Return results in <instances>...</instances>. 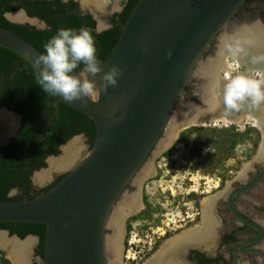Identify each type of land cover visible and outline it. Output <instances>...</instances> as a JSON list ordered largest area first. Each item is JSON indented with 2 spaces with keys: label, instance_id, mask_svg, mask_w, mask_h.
I'll return each instance as SVG.
<instances>
[{
  "label": "water",
  "instance_id": "obj_1",
  "mask_svg": "<svg viewBox=\"0 0 264 264\" xmlns=\"http://www.w3.org/2000/svg\"><path fill=\"white\" fill-rule=\"evenodd\" d=\"M245 2L139 0L123 25L114 50L101 66L102 72L95 77L99 81L103 72L118 66L123 71L117 85L109 86L97 102H68L56 97L55 112L49 123L59 113L62 102L84 112L94 121L96 137L89 153L46 192L23 201H0V222L33 223L46 227L44 257L39 264H109L107 230L118 199L131 180L140 178L138 173L153 150L157 147V152L163 151L162 136L198 66L197 79L201 85L196 87V98L187 106L190 108L188 116L193 120L189 127L200 124L202 114H209L214 103H217L220 113L216 118L205 117L206 122L215 123V119L223 122V116L230 122L229 118L235 112L225 114L222 91L214 96L210 72L205 70L206 64L201 65L200 62ZM17 14L24 18L15 19ZM6 17L15 23L39 25L38 19L22 8L8 12ZM109 27L107 24L102 29ZM246 30L260 31L258 38L263 40L262 24H252L241 31ZM0 46L16 52L32 66L43 54L21 35L3 26H0ZM215 60H210L208 65ZM251 70L254 69L244 67V71ZM220 79L223 85L224 77ZM248 110L259 115L261 108L251 109L245 105L239 112L242 114ZM3 111L8 112L7 109ZM78 137L63 145L60 155L49 158V166L42 171H50L48 178L54 172L67 168L52 169L51 161L62 158L67 146L76 142ZM256 162L264 163L260 153L250 165ZM245 169L241 177L246 174ZM263 178L264 168L229 198L236 218L260 232L247 243L261 241L264 230L238 211L235 197L250 190ZM222 195L223 192H219L208 200L215 202Z\"/></svg>",
  "mask_w": 264,
  "mask_h": 264
},
{
  "label": "rangeland",
  "instance_id": "obj_2",
  "mask_svg": "<svg viewBox=\"0 0 264 264\" xmlns=\"http://www.w3.org/2000/svg\"><path fill=\"white\" fill-rule=\"evenodd\" d=\"M89 6L96 13L101 12L98 16V27L101 29L107 27L106 15L119 8L107 4H89ZM256 23L264 26L262 0H256L254 4L244 6L236 14L229 26L219 34L205 52L200 62L201 65H207L210 60L215 59L218 62L222 57L219 53L223 39L227 36L236 37L240 33L243 34L242 28ZM222 59L225 61L226 57ZM228 60L231 64H237L233 56H230ZM199 67L190 82L194 91L201 85V81L197 79ZM195 98L184 93L167 129L178 118L182 108L188 106ZM167 129L161 141L166 140ZM83 142L85 139L81 136L74 142L73 146L77 147L76 149L78 146L81 147V152L78 154L76 150L75 155L77 156L73 163L67 168L62 167L64 168L62 171H56L55 178L67 172V169L73 168L89 153L90 146L88 144L84 146ZM263 143V133L251 123L245 127L238 124L224 126L222 123L219 125L208 123L206 126L199 125L181 129L177 138L160 153L157 152L156 147L138 173L141 176L147 166L154 169V173L143 179L144 184H141L139 188L144 197V207L130 214L123 221V248H125V255L131 258H123V252H121L120 259L116 263L110 259L109 255L108 263L146 264L150 259L146 258L149 248L153 247L154 253L159 252L172 238L203 224L204 201L212 195L223 192L237 178H243L241 172L245 168L247 171L250 169L249 172H251L257 165L262 164L263 162H256L250 165L259 156ZM167 152L170 154L167 155ZM47 179H49L48 176L42 181ZM123 195L126 196L127 191ZM120 208L125 209V212L129 211L124 197L117 202L113 215ZM113 215L109 220L108 240L109 237L115 235L111 225ZM10 264L14 263L10 262Z\"/></svg>",
  "mask_w": 264,
  "mask_h": 264
},
{
  "label": "trees",
  "instance_id": "obj_3",
  "mask_svg": "<svg viewBox=\"0 0 264 264\" xmlns=\"http://www.w3.org/2000/svg\"><path fill=\"white\" fill-rule=\"evenodd\" d=\"M138 1L130 0L123 11L112 19L111 28L96 32L94 31L96 21L90 15L82 19L78 17L74 12L73 3L67 4L62 0H0V26L18 33L43 53L44 45L58 29L87 28L94 37L97 59L102 66L114 50L122 27ZM253 1L246 0L245 4L250 5ZM262 1L264 3V0ZM20 8L25 9L32 17L44 19L48 28L40 29L29 23H15L6 17V13ZM82 67L81 64L75 72H79ZM35 71V67L16 52L0 46V106H6L24 115L23 126L17 137L5 152L0 151V201L33 199L51 189L65 175L59 177L44 191L37 192L28 199L8 196V192L16 185L29 186L30 174L36 169L45 167V158L51 154H59V146L72 136L84 133L90 138L91 145L96 137L94 121L84 112L63 102L60 104L59 113L49 123V118L55 112L54 101L58 96L50 95L41 89L36 83ZM193 89V85L189 84L185 93L192 94ZM43 132L44 136H42ZM169 154L170 152H167V155ZM0 223L10 225L12 222ZM16 223H19L21 228L30 227L38 232L42 238L41 247L44 245L46 233L44 225ZM2 264H10V262L4 259Z\"/></svg>",
  "mask_w": 264,
  "mask_h": 264
},
{
  "label": "flooded vegetation",
  "instance_id": "obj_4",
  "mask_svg": "<svg viewBox=\"0 0 264 264\" xmlns=\"http://www.w3.org/2000/svg\"><path fill=\"white\" fill-rule=\"evenodd\" d=\"M64 2V0H62ZM102 1V2H101ZM100 4H107L109 6H118V9H114L109 15H106L105 20L107 24L110 25L109 28L112 27V19L115 18L116 14L123 11V9L127 6L130 0H101ZM256 0H254L250 5L254 4ZM73 3L75 8V14L81 19L90 15V17L96 21V26L94 31L101 32L106 29H101L98 27V16L100 13H96V11L91 10L89 3L84 0H67V4ZM95 4V3H93ZM245 6H249L244 4ZM243 5V7H244ZM7 14V13H6ZM5 14V15H6ZM100 14V15H99ZM39 21V25L35 24L34 26L40 29L48 28V24L44 19L36 17ZM44 24V26H40ZM32 25V24H31ZM107 28V29H109ZM191 96H195V92L193 89L192 94H188ZM3 109L8 110V114L13 115L16 118V125L14 127H9L5 129L2 125H0V151L5 152L9 146L13 143L15 137H17L19 131L23 126L24 115L19 111L14 109H9L6 106H0V112H4ZM10 112V113H9ZM7 113V112H6ZM44 136V132L42 133ZM81 136L85 139L83 142L84 146L88 144L90 149L92 147L90 138L84 134L80 133L72 136L65 143H62L59 146V154H51L45 158L46 166L43 168H39L34 170L29 176L30 185L27 187H22L19 185L14 186L9 192V197H20L23 199H28L33 196L37 192H42L47 189L50 185H52L59 177L66 175L70 170L67 169V172L62 173L57 178L53 176L49 177V179L42 181L37 177L38 175L47 168L48 160L52 156H58L62 153V146L67 144L73 138ZM83 147V146H82ZM79 152H81V147H79ZM1 153V152H0ZM79 154V153H78ZM71 163L67 165L70 166ZM264 168V163L257 165L251 172L250 169L247 171V175H244L243 178H237L233 183H231L228 188L223 191V195L217 199L212 208V216L214 217V234L212 240L208 243V245L201 244H189L185 246L179 252L177 258H179L180 264H264V236L261 241L247 243L249 240L257 237L260 232L255 228L249 226L246 223L241 222L236 216L233 214L230 207V195L235 190L243 187L248 182H250L254 176L259 173ZM252 169V168H251ZM47 172V171H46ZM49 174V172H47ZM141 184H144L139 181V179H133L126 186L120 198H125V204L131 200L133 195L138 196L140 201L144 206V197L141 195L139 188ZM127 191V195L123 194ZM119 198V199H120ZM118 199V201H119ZM235 206L238 211L249 218L250 220L256 222L259 226H261L264 230V178L261 179L257 184H255L250 190L240 193L235 197ZM214 210V211H213ZM203 213V209H202ZM4 236L6 240L12 242L13 240L24 242L25 240L32 238L33 245L28 250L26 254L29 263L28 264H39V260L44 257V245L41 247L42 238L38 232L33 230L30 227L21 228L19 223H11L10 225H2L0 223V236ZM14 242V241H13ZM44 243V241H43ZM245 244V247L242 245ZM167 245V244H165ZM164 245V246H165ZM11 246V245H10ZM9 246L4 247V244L0 245V264H2L3 260H8L9 262H13L8 254ZM43 248V251H42ZM154 248L151 247L148 250V256L146 258H150L147 260L146 264L156 256L158 251L154 253ZM123 258H131L128 255H125V248L122 250ZM237 252V253H236ZM136 258V257H133ZM144 258V257H141ZM138 262H135L137 264ZM124 264H127L124 262Z\"/></svg>",
  "mask_w": 264,
  "mask_h": 264
},
{
  "label": "bare ground",
  "instance_id": "obj_5",
  "mask_svg": "<svg viewBox=\"0 0 264 264\" xmlns=\"http://www.w3.org/2000/svg\"><path fill=\"white\" fill-rule=\"evenodd\" d=\"M89 4H100L101 0H84ZM102 2V1H101ZM17 20H22L24 16L22 14H17L14 16ZM260 31L252 32L244 31L243 34H239L236 37H228L223 39L222 45L220 46V56L226 57L223 61L222 57L220 60L214 61L212 64H207L205 67L207 71L210 72V78L211 81L214 83L212 85L211 91L214 94V96H217L220 91H222V83H221V76L225 77V73H228L230 75H233V73L242 72L244 71V67L246 66L248 69L252 68L254 70H261L264 71V60H260L259 62H255L254 60H259V58L264 57V37L263 40H261L259 37ZM260 39V40H259ZM230 56H233L236 58L237 64H231V62H228V58ZM239 65L237 68L236 66ZM242 70V71H241ZM222 72L223 74L221 75ZM219 73V74H218ZM218 109L217 103H214V107H212V110H210L209 114H202L201 121L199 125H208V122H206L205 117H212L216 118L217 115L220 113ZM190 112V108L187 106L183 107L181 110V113L179 114L178 118L174 120L173 124L167 132L166 140L162 143V148L168 147L178 136L181 129L188 128L189 124L191 123L192 118H189L188 114ZM230 122L229 120L223 116V122H219V120L215 119V123L211 122L212 124L219 125L223 124L224 126H229L230 124H238L241 127H245V124L251 123L254 126L262 129L264 132V106L261 107V111L259 115H255L253 110H248L245 113L235 112L234 115L230 116ZM16 123V118L13 115L8 114V112H1L0 113V125L5 127V129L9 127H14ZM264 135V133H263ZM74 143L67 146L65 149L64 156L62 158H59L57 160L51 161L52 163V169L56 167H65L67 164H69L70 160L75 156L76 148L73 146ZM78 146V145H77ZM260 156L262 159H264V143L261 147ZM150 166H147L143 172L139 181L142 182L143 178H146L147 176H150L152 173H154L153 168H149ZM50 172V171H47ZM47 172H43L38 175L39 180H44L48 176ZM203 204V222L204 224L201 227H195L190 230H188L185 234H181L179 236H176L169 240L168 244L163 246V248L157 253V255L152 259L149 264H180L179 258H177L179 252L181 249H183L185 246L189 244H205L208 245V243L212 240L213 234H214V217L212 216V206L214 204L213 201H209L206 199ZM213 202V203H212ZM143 203L140 201V198L137 196L133 197L128 202V212H125V209H119L115 215H113L112 219V229L115 232V235L113 237H109V240L107 238L106 240V250L108 253V256L110 255V259H112L113 262H117L120 258V254L123 250V239H124V227H123V221L125 218L132 214L136 213L140 209H142ZM214 211V210H213ZM199 226V225H198ZM14 241V242H13ZM12 242H9L6 240V238L2 235L0 236V245L4 244V247L9 246L8 254L10 258L12 259L14 264H28V258L27 253L30 247L33 245V239L29 238L25 240L24 242H19L13 240ZM11 245V246H10Z\"/></svg>",
  "mask_w": 264,
  "mask_h": 264
},
{
  "label": "clouds",
  "instance_id": "obj_6",
  "mask_svg": "<svg viewBox=\"0 0 264 264\" xmlns=\"http://www.w3.org/2000/svg\"><path fill=\"white\" fill-rule=\"evenodd\" d=\"M44 49L34 64L36 83L44 92L60 96L65 101L97 102L101 93H106L109 86H116L122 75L123 70L114 65L103 72L99 81L95 79L102 68L97 59L94 37L87 28H60ZM260 60L264 57L254 63ZM81 64L83 67L77 74L75 70ZM224 80L222 105L225 114L238 112L245 105L251 109L264 106V71L237 72L234 76L225 73Z\"/></svg>",
  "mask_w": 264,
  "mask_h": 264
},
{
  "label": "built area",
  "instance_id": "obj_7",
  "mask_svg": "<svg viewBox=\"0 0 264 264\" xmlns=\"http://www.w3.org/2000/svg\"><path fill=\"white\" fill-rule=\"evenodd\" d=\"M233 64H234V63H233ZM235 74H237V73L234 72L233 75H235Z\"/></svg>",
  "mask_w": 264,
  "mask_h": 264
}]
</instances>
